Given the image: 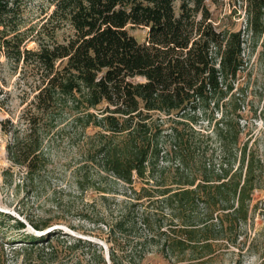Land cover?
Here are the masks:
<instances>
[{
    "label": "trees",
    "instance_id": "obj_1",
    "mask_svg": "<svg viewBox=\"0 0 264 264\" xmlns=\"http://www.w3.org/2000/svg\"><path fill=\"white\" fill-rule=\"evenodd\" d=\"M22 1L0 0V53L23 65L34 91L18 121L0 122L9 160L34 182L48 161L46 138L63 120L101 127L108 133L99 134L91 161L125 195L121 212L99 222L108 230L109 262L90 239L59 229L51 237L26 232L28 224L44 231L49 221L0 213V239L21 244L23 264H37L31 255L54 239L71 240L72 252L86 250L98 264H141L152 247L170 263L211 264L224 241L237 246L264 173L243 141L236 89L245 66L242 32L218 30L209 0H55L28 40L12 22ZM245 13L249 32L260 37L264 0H245ZM129 25L146 28V40Z\"/></svg>",
    "mask_w": 264,
    "mask_h": 264
},
{
    "label": "rangeland",
    "instance_id": "obj_2",
    "mask_svg": "<svg viewBox=\"0 0 264 264\" xmlns=\"http://www.w3.org/2000/svg\"><path fill=\"white\" fill-rule=\"evenodd\" d=\"M54 1L23 0L20 3L18 14L12 22L19 25L20 33L26 39L33 27L39 28L48 19ZM208 4L213 24L218 30L242 32L245 66L238 75L236 89H239L237 95L246 116L243 141H248L250 148L264 162V33L260 37H253L249 32L245 0H209ZM127 29L140 42L146 40V28L129 25ZM69 33L68 27L59 29L58 40L63 41ZM27 47L35 48L36 43L30 41ZM29 77L22 64L17 65L0 53V122L10 117L18 121L34 95L29 87L31 82L25 83ZM74 117L71 114L68 121ZM100 133L108 132L101 127L69 126L67 120H63L46 138L43 150L48 161L34 182H30L25 173L9 160L6 147L9 136L1 130L0 125V213H8L27 224L28 220L34 223L49 221L53 226L44 231H35L28 224L26 232L51 237L59 229L98 242L99 246L103 245L107 256L109 245L103 238L108 230L99 222H109L121 212L125 188L114 177L106 176L99 161H91L100 141ZM6 170H9L8 175L5 174ZM7 230L13 236L22 233L13 228ZM239 232L238 245L232 246L224 241L211 264H236L239 260L247 264L252 260L250 254L255 251L262 256L259 259H263L264 173L252 194L250 218L241 225ZM6 241L0 239V261L23 264L24 255H19L21 244L17 240ZM68 241L54 239L44 249L49 244L47 242L36 249L31 257L37 264H98L95 257L87 261L86 250L72 252L68 248L71 240ZM141 264L179 263H170L159 254L158 249L152 247Z\"/></svg>",
    "mask_w": 264,
    "mask_h": 264
},
{
    "label": "crops",
    "instance_id": "obj_3",
    "mask_svg": "<svg viewBox=\"0 0 264 264\" xmlns=\"http://www.w3.org/2000/svg\"><path fill=\"white\" fill-rule=\"evenodd\" d=\"M251 257V261H249L247 264H264V257L263 259H259V257H262L258 252H253L250 254ZM264 256V255H263ZM255 259V261H254Z\"/></svg>",
    "mask_w": 264,
    "mask_h": 264
},
{
    "label": "water",
    "instance_id": "obj_4",
    "mask_svg": "<svg viewBox=\"0 0 264 264\" xmlns=\"http://www.w3.org/2000/svg\"><path fill=\"white\" fill-rule=\"evenodd\" d=\"M107 260L109 261V255L106 256Z\"/></svg>",
    "mask_w": 264,
    "mask_h": 264
}]
</instances>
